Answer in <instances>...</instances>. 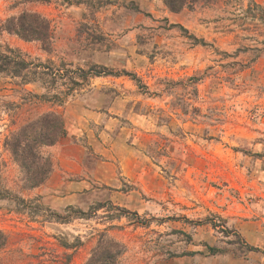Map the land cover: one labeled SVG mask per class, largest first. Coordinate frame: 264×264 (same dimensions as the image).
Wrapping results in <instances>:
<instances>
[{
  "label": "rangeland",
  "instance_id": "obj_1",
  "mask_svg": "<svg viewBox=\"0 0 264 264\" xmlns=\"http://www.w3.org/2000/svg\"><path fill=\"white\" fill-rule=\"evenodd\" d=\"M170 1L0 0V47L66 75L0 77V264H85L104 233L125 264H264V0ZM23 12L51 52L2 30ZM49 112L29 190L6 141Z\"/></svg>",
  "mask_w": 264,
  "mask_h": 264
},
{
  "label": "trees",
  "instance_id": "obj_2",
  "mask_svg": "<svg viewBox=\"0 0 264 264\" xmlns=\"http://www.w3.org/2000/svg\"><path fill=\"white\" fill-rule=\"evenodd\" d=\"M165 1L172 9L178 8L170 0ZM2 30L26 42H38L47 52L52 50V25L38 13L23 12L11 17L5 21ZM79 76L83 81L86 80L85 76ZM0 77L20 79L24 85L40 83L51 89L59 78L63 79L66 75L59 70L54 71L46 67L39 58L7 46L0 47ZM47 78H51V82L47 83ZM76 78L79 79L77 76ZM68 81L69 93L76 90L74 86L81 87L73 77L68 78ZM53 99H57V96ZM66 134L63 116L57 112H49L28 122L8 137L6 147L21 169L27 189L39 188L49 180L52 174V161L43 154L42 149L59 144ZM2 195L0 192V197ZM7 245L8 238L0 231V253ZM124 247L104 233L85 264H125L122 261V256L126 252Z\"/></svg>",
  "mask_w": 264,
  "mask_h": 264
}]
</instances>
